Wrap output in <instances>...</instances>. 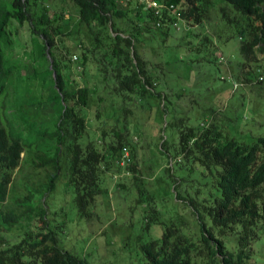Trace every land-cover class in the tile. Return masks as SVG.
Wrapping results in <instances>:
<instances>
[{
  "label": "trees",
  "instance_id": "16d2710c",
  "mask_svg": "<svg viewBox=\"0 0 264 264\" xmlns=\"http://www.w3.org/2000/svg\"><path fill=\"white\" fill-rule=\"evenodd\" d=\"M149 1L0 0V264H89L58 246L63 177L92 221L114 174L132 173L149 232L148 145L173 161L161 171L195 225L176 216L139 237L144 264H258L264 99L257 112L236 100L264 92V0Z\"/></svg>",
  "mask_w": 264,
  "mask_h": 264
},
{
  "label": "rangeland",
  "instance_id": "374dc122",
  "mask_svg": "<svg viewBox=\"0 0 264 264\" xmlns=\"http://www.w3.org/2000/svg\"><path fill=\"white\" fill-rule=\"evenodd\" d=\"M22 41L16 42V50L19 52V48L23 46V42H28V34L25 30H21ZM19 38V36H18ZM235 49V50H234ZM233 50L235 56L238 53V45L232 47L230 44L226 46L225 55H232ZM20 56L13 55L14 59H21L25 61L23 53ZM239 57V55H238ZM264 99V92L261 88L246 87L240 93L239 99L236 100L237 107L245 103V108L252 107L256 110L260 109L261 102ZM156 108L158 101H150ZM239 109V108H238ZM141 124L147 121V110L138 112ZM90 128H93L90 126ZM264 130V127H262ZM132 139L134 143H139V139L133 135ZM169 138V142H171ZM157 144V142H156ZM155 147L148 145V148L138 150V155L146 156L147 162L140 164V168L143 170L144 175L140 176L142 180H147L148 192L153 202L151 206L155 208V211L159 213L157 222L151 224L149 232L144 230V215L147 212L146 204H140L139 198V186L133 187L132 173L122 171L119 174H114L113 182H111V188L108 192L107 198L103 199L100 205V210L92 221L78 217L77 209L73 203L72 191H66L65 177L60 179L57 183L56 192L53 197L52 203H55L58 208V215L64 222L63 233L59 232L58 246L64 250H67L77 256L85 257L89 264H144V260L139 252L138 238H142V242H146L149 238H158L163 232L164 223L169 224L171 219H176V216H181L187 222L189 226L195 225V220L192 213L187 210L182 203H178L172 194V185L167 182V177L164 175L162 165H172L173 161L168 160L165 163V158L161 154L155 152ZM172 153V149L168 151ZM154 158V159H153ZM156 163V169L158 171L149 178L146 176L147 166ZM147 165V166H146ZM19 181V180H18ZM123 183L127 189L133 187L127 192L122 191L120 188L114 186L115 184ZM145 198V195H143ZM99 209V208H98ZM173 217V218H171ZM58 219L56 220L57 223ZM193 232L194 228H191ZM255 249L256 259L258 264H264V235L261 236V240L257 242Z\"/></svg>",
  "mask_w": 264,
  "mask_h": 264
},
{
  "label": "built area",
  "instance_id": "2783aa9c",
  "mask_svg": "<svg viewBox=\"0 0 264 264\" xmlns=\"http://www.w3.org/2000/svg\"><path fill=\"white\" fill-rule=\"evenodd\" d=\"M148 2H149V5L156 7V3L155 2H151L149 0H148Z\"/></svg>",
  "mask_w": 264,
  "mask_h": 264
}]
</instances>
